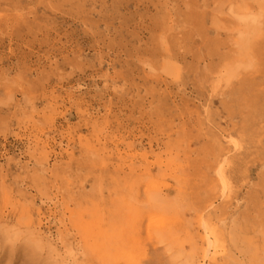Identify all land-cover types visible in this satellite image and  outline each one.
<instances>
[{
  "label": "rangeland",
  "instance_id": "rangeland-1",
  "mask_svg": "<svg viewBox=\"0 0 264 264\" xmlns=\"http://www.w3.org/2000/svg\"><path fill=\"white\" fill-rule=\"evenodd\" d=\"M0 264H264V0H0Z\"/></svg>",
  "mask_w": 264,
  "mask_h": 264
}]
</instances>
